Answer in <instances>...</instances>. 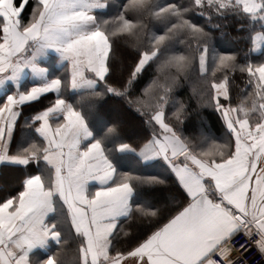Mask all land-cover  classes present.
Segmentation results:
<instances>
[{
    "label": "snow or ice",
    "instance_id": "6c2138e0",
    "mask_svg": "<svg viewBox=\"0 0 264 264\" xmlns=\"http://www.w3.org/2000/svg\"><path fill=\"white\" fill-rule=\"evenodd\" d=\"M0 91V264H264V0H0Z\"/></svg>",
    "mask_w": 264,
    "mask_h": 264
},
{
    "label": "trees",
    "instance_id": "16d2710c",
    "mask_svg": "<svg viewBox=\"0 0 264 264\" xmlns=\"http://www.w3.org/2000/svg\"><path fill=\"white\" fill-rule=\"evenodd\" d=\"M54 60H55V63H56V59L55 58H50L49 59V62H46V66H49L50 68H54V70L59 73L61 70L56 68L55 65H53L54 63ZM127 131H129L127 134ZM139 131V126L134 122L132 121L131 118H128V127L126 129V135H127V138L128 139H132ZM125 170H128V169H125ZM141 171H143L144 174H147V175H158V174H162L161 173V170L155 166L153 167H148V166H145L144 169H142Z\"/></svg>",
    "mask_w": 264,
    "mask_h": 264
},
{
    "label": "crops",
    "instance_id": "0c3cea01",
    "mask_svg": "<svg viewBox=\"0 0 264 264\" xmlns=\"http://www.w3.org/2000/svg\"><path fill=\"white\" fill-rule=\"evenodd\" d=\"M50 58H55V59H56L55 54H53V53H48L45 57L40 58L39 62L41 63V66H46V62H49V59H50ZM53 65H55V67H56L55 60H54ZM48 67H49V66H48ZM56 68L62 70L60 67H56ZM30 79H31V74L29 73L28 77L26 78L25 83H28V80H30ZM0 95H2V91H0ZM67 258H68L69 260H71V253H69V255H68Z\"/></svg>",
    "mask_w": 264,
    "mask_h": 264
},
{
    "label": "rangeland",
    "instance_id": "374dc122",
    "mask_svg": "<svg viewBox=\"0 0 264 264\" xmlns=\"http://www.w3.org/2000/svg\"><path fill=\"white\" fill-rule=\"evenodd\" d=\"M128 132H129V131H127V134H129Z\"/></svg>",
    "mask_w": 264,
    "mask_h": 264
}]
</instances>
